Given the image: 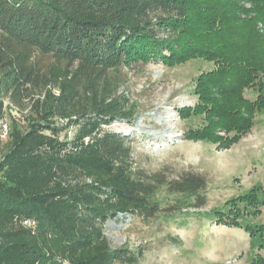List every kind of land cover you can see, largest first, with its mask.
<instances>
[{
	"label": "trees",
	"instance_id": "1",
	"mask_svg": "<svg viewBox=\"0 0 264 264\" xmlns=\"http://www.w3.org/2000/svg\"><path fill=\"white\" fill-rule=\"evenodd\" d=\"M258 22L264 29V0H0V120L9 127L0 138V264H136L140 252L110 247L109 219L154 217L161 186L202 205V175L135 168L129 138L105 129L128 113L117 109L127 104L115 95L119 71L138 60L213 61L196 90L210 122L187 138L229 147L264 109ZM34 53L52 58L47 72ZM48 86L58 95H34ZM220 222L238 225L230 210Z\"/></svg>",
	"mask_w": 264,
	"mask_h": 264
},
{
	"label": "rangeland",
	"instance_id": "2",
	"mask_svg": "<svg viewBox=\"0 0 264 264\" xmlns=\"http://www.w3.org/2000/svg\"><path fill=\"white\" fill-rule=\"evenodd\" d=\"M257 27L264 34L260 22ZM31 62L43 73L53 64L50 56L38 53ZM215 68L213 61L195 57L172 64L138 60L119 71L115 95L125 96L127 104L117 109L127 108L128 113L105 129L129 138L134 167L162 173L166 179L193 172L206 181L199 207L193 205L197 199L161 186L156 192L161 210L154 217L131 215L106 222L110 247L128 254L140 252L136 264H264V109L255 113L251 129L229 147L187 138L210 122L196 93L197 78ZM33 93L40 98L58 95L49 86L41 91L34 88ZM256 94L247 88L244 97L254 100ZM4 104L6 112L18 118L17 107L8 98ZM215 133L227 135L219 129ZM252 198L255 201L250 203ZM229 210L238 225L220 222Z\"/></svg>",
	"mask_w": 264,
	"mask_h": 264
},
{
	"label": "built area",
	"instance_id": "3",
	"mask_svg": "<svg viewBox=\"0 0 264 264\" xmlns=\"http://www.w3.org/2000/svg\"><path fill=\"white\" fill-rule=\"evenodd\" d=\"M4 107H5V104H4ZM16 115H18L17 112H16ZM0 130H1L0 138L1 139H6L9 127H8V123L4 119L0 120ZM65 133L68 134L69 137H70L73 134L72 127H70L67 130H65Z\"/></svg>",
	"mask_w": 264,
	"mask_h": 264
}]
</instances>
